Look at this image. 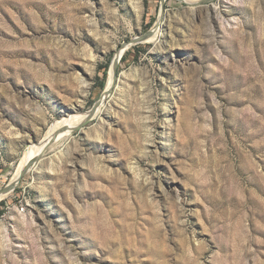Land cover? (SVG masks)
<instances>
[{
	"label": "rangeland",
	"instance_id": "rangeland-1",
	"mask_svg": "<svg viewBox=\"0 0 264 264\" xmlns=\"http://www.w3.org/2000/svg\"><path fill=\"white\" fill-rule=\"evenodd\" d=\"M76 114L0 264H264V0H0V189Z\"/></svg>",
	"mask_w": 264,
	"mask_h": 264
},
{
	"label": "bare ground",
	"instance_id": "bare-ground-1",
	"mask_svg": "<svg viewBox=\"0 0 264 264\" xmlns=\"http://www.w3.org/2000/svg\"><path fill=\"white\" fill-rule=\"evenodd\" d=\"M153 34L152 36L155 35L156 31L153 30L152 31ZM125 50H121L120 52H118L117 54V58L120 60L123 52ZM112 71H114L113 67H112ZM115 78V77H114ZM110 80V79H109ZM113 84V81L111 83V85ZM110 86V85H109ZM111 87V86H110ZM109 88V87H108ZM99 108V106L97 107ZM97 110V109H96ZM79 114L76 115H72L69 116L68 118H65L61 121V125H56L54 126L51 130H49L46 134V136L44 137L43 140H41L39 143H37L36 145L31 146V148H29L25 154V156L23 157L22 161L20 162L16 172L14 173L13 177L11 178L10 182H16L21 170L28 165L29 169L35 164V161L38 159L39 154L42 152L43 149H45L50 143H52L53 141H57L59 139V136L62 134L60 129H70L74 123H76L77 118H78ZM88 115H84L83 119H87ZM9 193V192H8ZM6 193V194H8ZM6 194H3L0 196V199H2Z\"/></svg>",
	"mask_w": 264,
	"mask_h": 264
},
{
	"label": "water",
	"instance_id": "water-1",
	"mask_svg": "<svg viewBox=\"0 0 264 264\" xmlns=\"http://www.w3.org/2000/svg\"><path fill=\"white\" fill-rule=\"evenodd\" d=\"M140 39V37H135L133 38V41L134 42H138ZM119 63V59L117 58V54L113 60V63H112V67L113 69H116L117 65ZM29 171V167L28 165L25 166L22 170H21V173L17 179L16 182H9L5 187H3L2 189H0V196L3 195V194H6L8 192H11L13 190H15V188L17 187V185L21 182L22 178L25 176V174Z\"/></svg>",
	"mask_w": 264,
	"mask_h": 264
},
{
	"label": "built area",
	"instance_id": "built-area-1",
	"mask_svg": "<svg viewBox=\"0 0 264 264\" xmlns=\"http://www.w3.org/2000/svg\"><path fill=\"white\" fill-rule=\"evenodd\" d=\"M23 209H24V207H23Z\"/></svg>",
	"mask_w": 264,
	"mask_h": 264
}]
</instances>
